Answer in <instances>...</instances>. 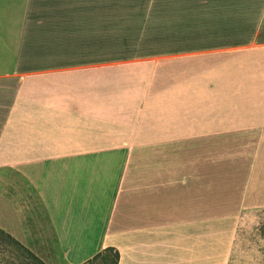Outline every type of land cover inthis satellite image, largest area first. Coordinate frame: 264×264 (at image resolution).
Wrapping results in <instances>:
<instances>
[{
    "label": "crops",
    "instance_id": "1",
    "mask_svg": "<svg viewBox=\"0 0 264 264\" xmlns=\"http://www.w3.org/2000/svg\"><path fill=\"white\" fill-rule=\"evenodd\" d=\"M21 182L61 264H229L264 206V0H0V227L31 246Z\"/></svg>",
    "mask_w": 264,
    "mask_h": 264
},
{
    "label": "rangeland",
    "instance_id": "2",
    "mask_svg": "<svg viewBox=\"0 0 264 264\" xmlns=\"http://www.w3.org/2000/svg\"><path fill=\"white\" fill-rule=\"evenodd\" d=\"M15 170L9 173L16 174ZM22 201L29 203L31 208L27 221L36 230H42V239H30V247L51 264H61L54 234L43 208L39 203L36 191L26 182H21L14 191ZM237 240L233 248L230 264H264V237L259 222L264 219V211L246 210L241 217ZM29 246V245H28Z\"/></svg>",
    "mask_w": 264,
    "mask_h": 264
},
{
    "label": "trees",
    "instance_id": "3",
    "mask_svg": "<svg viewBox=\"0 0 264 264\" xmlns=\"http://www.w3.org/2000/svg\"><path fill=\"white\" fill-rule=\"evenodd\" d=\"M252 209L264 211V206L247 208L242 212L241 217L243 216V213L246 210H252ZM241 221L242 218L240 219L239 222L238 231ZM259 224H260L261 234L264 237V219H262L259 222ZM236 240L237 238L235 239L234 245L236 243ZM120 257H121V253L118 248H116L115 246H108L103 250L99 251L89 260L83 262L82 264H119ZM231 258H232V254L230 257V261ZM0 264H51V263H49L42 256H40L30 246L23 243L13 234L0 227Z\"/></svg>",
    "mask_w": 264,
    "mask_h": 264
}]
</instances>
